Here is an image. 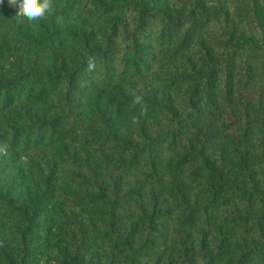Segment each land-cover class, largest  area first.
Here are the masks:
<instances>
[{"label": "trees", "instance_id": "trees-1", "mask_svg": "<svg viewBox=\"0 0 264 264\" xmlns=\"http://www.w3.org/2000/svg\"><path fill=\"white\" fill-rule=\"evenodd\" d=\"M52 4L0 5V264H264V0Z\"/></svg>", "mask_w": 264, "mask_h": 264}, {"label": "clouds", "instance_id": "clouds-1", "mask_svg": "<svg viewBox=\"0 0 264 264\" xmlns=\"http://www.w3.org/2000/svg\"><path fill=\"white\" fill-rule=\"evenodd\" d=\"M4 0H0V5H2ZM10 6L18 8L17 16L25 17L30 22H35L42 20L53 12L52 0H8ZM95 67L94 57H88V70L91 71ZM134 97L133 103L137 105L143 104V97L141 95H136L135 92L131 93ZM146 108H141V115L146 114ZM134 122L136 118L134 117ZM6 145H0V153L6 151Z\"/></svg>", "mask_w": 264, "mask_h": 264}, {"label": "rangeland", "instance_id": "rangeland-1", "mask_svg": "<svg viewBox=\"0 0 264 264\" xmlns=\"http://www.w3.org/2000/svg\"><path fill=\"white\" fill-rule=\"evenodd\" d=\"M260 33H261V34H260V35H261V37H264V32H260Z\"/></svg>", "mask_w": 264, "mask_h": 264}]
</instances>
